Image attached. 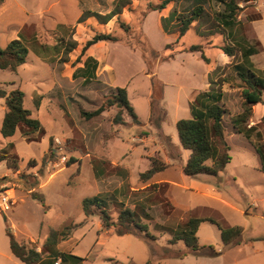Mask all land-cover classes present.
<instances>
[{
  "label": "rangeland",
  "instance_id": "1",
  "mask_svg": "<svg viewBox=\"0 0 264 264\" xmlns=\"http://www.w3.org/2000/svg\"><path fill=\"white\" fill-rule=\"evenodd\" d=\"M8 1L9 6L0 11V47H4L5 39L10 33L7 25L12 21L28 18V22L41 27L40 19L37 20L40 9L50 7L44 25L52 29L59 23H72L80 10L108 14L116 9L117 0ZM122 1L128 2L126 6L119 8L118 17L123 26L117 22V16H113L104 25L97 24L91 17L79 24L75 23L73 28L66 30L61 27L60 34L42 36L37 33L38 36L24 43L28 54L24 69L20 68V81L14 73L0 70V82L16 77L14 87L24 94L23 107L40 124L38 130L31 131V140L26 141L22 137L20 128H16L15 133L7 138L13 146L14 154H17L18 170L12 173L10 182L0 183V190L5 189L3 194L11 202L7 210L0 208V264H23L10 253L5 234L7 229L18 241L39 251L51 229L59 230L70 226L73 229L68 238L59 241L55 249L57 253L80 258L77 264H260V261H251L250 256L255 253L264 256V244L254 241L264 239V173L257 169L260 161L254 148L233 130L231 120L242 111V101L239 93L241 84L232 65L240 61V58L238 53L234 57H228L221 52L220 48L230 44V41L226 38V31L213 20L216 14L223 12V3L227 0H176L159 11L153 10V7L161 0ZM233 1L241 8L237 16L242 24L240 32L246 35L250 45L258 43L256 47L259 52L252 55L251 61L255 68L263 69L264 0ZM196 3H200L203 12L183 36L179 37L177 30H172L164 37L158 33L163 34L160 26L162 17H167L173 11L175 16L187 15ZM21 11L24 12L22 15ZM254 15H259L260 18L246 21ZM94 31L110 32L119 39L120 42L111 43L107 49L115 82L122 83L133 77L128 90L133 107L140 114L145 110L144 78L150 80V103H153L150 120L153 125H159L166 135L176 133L170 107H174L177 101L180 108L178 117L189 118L191 114L186 110V96L193 100L196 93L191 92V89L196 84L202 83V89L206 90L211 86L203 75L205 66L200 60V51H188L191 46H201L204 56L209 59L205 75L209 73L207 76L217 82L224 94L221 101L225 109L222 126L230 161L220 173V178L208 175L200 177L209 180L230 206L223 205L212 196L197 195L178 187L171 189L169 199L178 208V212L184 207L200 205V217L213 219L223 227H241L242 233L237 246L223 245L220 231L210 222H202L197 230V243L200 246L198 251L190 250L181 240L171 243L172 237L159 232L156 226L173 228L176 223L185 220L186 214L176 212L168 218L165 215L167 208L159 204L163 201L160 193H153L145 199L148 193L127 192L122 188L126 182L125 175L114 169L106 177L95 178L102 172L101 170L98 174L97 171L102 167L101 161L106 170L112 168L110 161H122L129 168V163L138 165L139 155L142 158L151 157L158 163L161 159L154 150L159 142L165 148L158 150L174 157L173 166L161 169L165 170L162 174L177 181L176 171L185 164V155H189V152L181 147H173L169 139L158 131L151 135L153 138L150 141L146 140L144 143L142 139L148 134L146 129L134 130L130 129L129 123L112 122L119 110L115 106L97 117L87 119L83 116L82 113L95 110L114 92V88L105 79H101L106 73L101 72L99 77L84 81L78 70L81 67V63H77L80 52L78 43L93 35ZM183 52L188 53V58L196 54V59L200 61L189 59L183 63H168L176 57L180 58L178 55ZM143 63L145 68L141 73ZM88 65L90 70L91 64ZM158 66V73L169 83L166 86L157 77ZM106 67L104 63L102 70ZM215 69V73L210 74ZM39 79L41 81L38 84ZM151 82L155 85L153 91ZM6 87L8 84H0L3 90ZM262 98L264 99V95ZM38 101L42 102L37 111ZM263 113L262 104L253 106L248 124L257 123ZM121 116L123 121L130 119L125 111H122ZM259 127L264 141V124ZM175 142L179 144L177 139ZM44 156L48 160L45 165L42 164ZM92 160H96L98 165H91ZM30 161H34V164H30ZM4 170L5 167L0 166V173ZM31 174L35 175L38 184L28 192L26 189L34 183ZM130 174L133 182L134 171L131 170ZM31 192L41 195L42 200L31 197ZM98 193L111 194L106 209L114 220L118 208L112 203L113 200H119L124 207L131 209L139 200H146L143 204L145 211L147 208L149 220L142 219L138 209L135 213L154 238H145L138 232L117 234L112 227L102 229L96 213L85 215L81 209L84 198ZM155 195L158 196L154 198ZM249 242L253 245H249ZM209 247L217 255H212ZM62 264L71 262L64 261Z\"/></svg>",
  "mask_w": 264,
  "mask_h": 264
},
{
  "label": "trees",
  "instance_id": "2",
  "mask_svg": "<svg viewBox=\"0 0 264 264\" xmlns=\"http://www.w3.org/2000/svg\"><path fill=\"white\" fill-rule=\"evenodd\" d=\"M2 1L3 0H0V3ZM174 1L176 0H161L157 6L153 7V10H162L168 3ZM127 4L128 2L117 0L115 2L116 9L114 8L105 15L85 11L78 18L77 23L79 24L92 17L96 20L97 24L104 25L107 24L113 16H117V22L123 26V23L119 21L118 17L119 8ZM223 5V12L216 14L213 20L219 27L226 31V38H228L230 44L221 47L220 50L228 57H234L238 53L240 58V61L235 62L232 67L241 84L239 93L242 101V111L232 118V127L234 131L248 140L254 148L260 161L259 170L264 173V142L261 140V134L256 130V126H248L249 118L252 115V107L256 104H262L264 106V99L262 98L264 95V69H256L250 60L252 55L259 52V48L256 47L258 43H255L256 45H250L246 35L240 32L242 24L237 20V16L241 8H239L233 0L224 1ZM202 12L203 9L200 3H196L187 15L175 16V11H173L167 17H162L160 19L161 27L166 33L177 30L178 36L181 37L194 21L200 19ZM258 18H260L259 15H254L253 17H248L246 21L251 22ZM170 26H172L171 29ZM118 40L119 39L110 32L94 31L93 35L88 36L82 42L78 43L80 52L78 54L77 63H81V67L78 68V70L81 71V76L84 79L89 77L88 73L90 74V71L91 76L92 69L94 70L96 67V61L90 56L89 48L98 42H118ZM188 51H200L201 60L205 64L209 63V59L204 56L201 46H191ZM27 54L28 50L21 39L11 40L4 47H0V70L16 72L17 69L25 63ZM88 64H91L90 70L88 69ZM215 71L216 69L210 74H214ZM223 81L225 80L223 79ZM151 84L152 88H154V82H151ZM208 84L211 86L208 87L207 90L200 91L191 101V116L189 118L179 119L175 123L178 142L184 150L189 152L187 161L182 168L183 174L188 177L197 175L215 177L224 170L225 166L230 161L222 126L225 109L221 101L224 94L221 88L218 87L217 82H214V80H211L209 77ZM23 98L24 94L19 89L6 92L0 88V99L4 100L5 106L4 116L0 125V134L3 138L11 137L15 133L16 128H20L22 137L28 141L31 140V131L40 128L38 120L32 119L30 117V112L23 107ZM152 105L153 103L151 101L150 108ZM112 106L119 109L112 120L113 123H124L121 116L122 111L126 112L133 123H138L137 116L127 99L126 89L124 87H115L114 92L110 96H107L100 106L91 112H84L82 114L87 119L97 117ZM260 123L264 124V113L260 118ZM7 147L13 149L11 143H8ZM51 152V147H49V153L51 154ZM1 160H5L7 168L13 171L18 169L17 156L15 154L8 156L2 151L0 152V161ZM47 161L46 156H44L42 158V164L45 165ZM207 162H210V164L208 165ZM29 163L34 164V161H30ZM162 168L163 165L154 162L149 170L140 174L139 178L145 180ZM30 177L34 180L33 184L35 186L38 183L37 179L33 176ZM127 186L128 184L125 182L122 188L126 189ZM30 195L36 200H42V196L35 192H31ZM110 195L98 193L96 196L84 198L81 202L83 213L85 215L96 213L100 219L102 229L108 230L112 227L114 233L117 234L138 232L145 238L153 239L154 236L148 232L145 224L141 222L135 213L138 209L141 218L149 220L150 216L144 209L145 204L142 202L137 203L134 205V209H131L124 207L122 202L118 200L114 202L113 200L112 203L116 204L118 208L114 220L106 209V203ZM112 195L116 196L115 194ZM161 205L168 206V203L162 202ZM202 222H210L217 226L220 231V238L223 245L228 247L239 244L240 235L242 233L241 227H223L210 218H189L184 224L178 225L174 229L162 225L156 226V229L159 232L169 234L172 237L170 240L171 243L181 240L190 250L198 251L200 246L197 243L196 232ZM72 229L71 226L59 230L51 229L39 251L34 247H28L24 245L23 242L18 241L8 229L5 234L8 238L10 253L23 264H55L57 259L60 260L57 264H62L64 261L68 262V260H72L73 264H77L81 260L80 258L71 254L57 253L55 249L59 241L68 238ZM209 249L212 255H217L211 247H209ZM179 257L182 258V255H179Z\"/></svg>",
  "mask_w": 264,
  "mask_h": 264
},
{
  "label": "crops",
  "instance_id": "3",
  "mask_svg": "<svg viewBox=\"0 0 264 264\" xmlns=\"http://www.w3.org/2000/svg\"><path fill=\"white\" fill-rule=\"evenodd\" d=\"M57 1V0H56ZM9 6V1L8 0H3L1 3H0V11L1 10H3V9H5L6 7H8ZM49 8L50 7H46V8H43V9H40L39 11H38V14H37V16H38V19L37 20H39L40 19V21H41V27H38V26H35L34 25V22H28V18H23V19H21L20 21L19 20H16V21H12V22H10L8 25H7V27H8V29H9V35L7 36V38L5 39V43H4V46L8 43V42H10L11 40H13V39H21V41L23 42V43H25V42H27V40H29V39H32V38H35L36 37V35L38 36V34L37 33H39L40 35H42V36H49L50 34H60V28L61 27H64V29L66 28V30L69 28V27H71V28H73V26H74V24L75 23H77V21H78V18L82 15V13L83 12H85V11H83V10H80V12H79V14H78V16L75 18V20L72 22V23H68V24H64V23H59V24H56L52 29H50V28H46L45 27V25H44V21H45V16H46V13H48V11H49ZM86 11H88V10H86ZM90 12H92V11H90ZM24 12L23 11H21V15L23 14ZM95 13H98V14H100V15H105V14H102V13H99V12H95ZM150 16H151V14H150ZM50 17V16H49ZM95 22H96V20H94ZM111 21V20H110ZM109 21V22H110ZM39 22V21H38ZM97 23V22H96ZM160 26H161V23H160ZM155 27H156V22H155ZM154 27V29H155V31H157L156 30V28ZM161 29H162V27H161ZM36 30H37V32H36ZM162 31H163V29H162ZM70 32H71V30H70ZM69 32V33H70ZM159 34H161L162 36L163 35H165L166 36V34H169V33H171V32H169V33H166V32H164L163 31V34L162 33H160V32H158ZM164 37V36H163ZM118 42H120V41H118ZM116 44L117 42H98V43H96L95 45H93V46H91L90 48H89V53H90V56L92 57V59H94L95 61H96V67H95V69L92 71V75L90 76V74H91V71H90V74L88 73V75H89V77L87 78V79H93V78H95V76H96V78L97 77H99V75L101 74V72L102 73H106V75H104L103 74V77L104 78H101V79H105L106 81H107V83L109 84V85H111L113 88H115V87H124L125 89H126V94H127V99H128V101H129V103H130V105H131V107L133 108V111H134V113L136 114V116H137V119H138V123L136 124V123H133L132 122V120H131V122H130V119H125L124 120V123H126V124H128L129 123V127H130V129H134V130H138V129H146L147 131H148V134L146 135V137L145 138H143L142 140L144 141V143H145V141L146 140H148V141H150V139L151 138H153V136H151L155 131H158L162 136H164V137H167L168 139H169V142L171 143V145L173 146V147H176L177 149L178 148H180L181 146H180V144H177V142H175L176 141V139H177V135H176V133H175V135H174V133H169L168 135H166V134H164L163 132H162V129H161V127L158 125H153L152 123H151V120H150V116H151V109H150V95H151V93H150V91H149V87H150V80L148 81V79H146V77L145 76H148V75H144V79L146 80V83H145V91H144V101H145V110H144V112H142L141 114L139 113V112H137L136 110H135V108L133 107V104H132V102H131V96H130V92H129V90H128V87H129V85H130V83L132 82V80H133V77H130V78H128V79H126V80H124V81H122V83L121 82H115V76H114V70H113V66H112V64H111V61L109 60V57H108V54H109V52H108V45H110V44ZM122 43V42H121ZM123 44V43H122ZM26 46V45H25ZM127 47V46H126ZM129 49H131L130 47H129ZM95 50H96V52H95ZM132 50H134V49H132ZM180 58H177L176 57V59H174V60H170L168 63H171V62H174V61H181L182 63L183 62H188V60L189 59H194V60H199V59H196V54H194V56H190L189 58H188V53H185V52H183V53H181V54H179L178 55ZM252 57V56H251ZM251 57H250V60H251ZM200 60H201V58H200ZM199 60V61H200ZM108 62H110V64H107ZM201 62L203 63V65L205 66V70H204V72H203V75H204V77L206 78L207 77V81H208V74L207 75H205V72H206V70H207V68H206V64L201 60ZM252 62V61H251ZM104 63H106V65H107V67L105 68V70L103 71L102 70V65L104 64ZM165 63V62H164ZM164 63H162V64H164ZM253 63V62H252ZM24 65V64H23ZM23 65H21L18 69H17V71L16 72H11V73H14L15 74V76H18L19 78H18V80L20 81V78H21V75H20V72H21V69L20 68H22V69H24L23 68ZM145 68V64L143 63V67H142V70H141V73H142V71H143V69ZM160 68V66H158V68H157V77H158V79H160V81H162L164 84H165V86H166V84H169V83H166L165 82V80H163L162 79V77L160 76V74L158 73V69ZM257 69V68H256ZM264 69V68H263ZM263 69H258V70H263ZM205 78H203V80H205ZM9 79V80H8ZM6 78V79H4V80H2L1 82H0V84H8V87H6L5 88V91L6 92H9V91H11L12 89H15L16 87H14L15 86V82H16V77H12V78ZM16 79V80H15ZM87 79H84L83 78V80L85 81V80H87ZM40 79L37 81L38 82V84L40 83ZM120 83V84H119ZM151 87H152V84H151ZM204 90H206V89H202V83L201 84H196V85H194L193 86V88L191 89V92H194L195 91V95H194V97L200 92V91H204ZM152 91H153V88H152ZM133 92H136V91H133ZM191 94V93H190ZM163 98H164V95H163ZM43 100H44V98H43ZM185 100H186V103H187V106H186V110H189L190 111V103H191V101H192V98L189 100V97H188V99H187V96H186V98H185ZM176 101V100H175ZM42 101H38V103H37V111H38V109H39V106H40V103H41ZM170 109L172 110H170L171 112H172V116H173V120H174V126H175V123H176V121L177 120H179L180 119V117H178V110H180V108H178V103H177V101L175 102V106L174 107H170ZM252 109H253V107H252ZM4 112H5V106H4V100L3 99H0V125H1V122H2V119H3V116H4ZM182 112V111H181ZM185 114V113H184ZM263 115V114H262ZM261 115V116H262ZM185 118H188V117H185ZM251 118V117H250ZM249 118V119H250ZM253 125H255L256 126V130L261 134V131H260V125H261V123H260V120L257 122V123H255V124H253ZM248 126H252V125H250V124H248ZM234 130V129H233ZM176 131V130H175ZM236 132V131H235ZM237 133V132H236ZM147 136L149 137V138H147ZM261 140L263 141V139H262V134H261ZM177 141H178V139H177ZM248 141V140H247ZM264 142V141H263ZM8 143H10L9 142V140L7 139V138H3L2 136H1V134H0V152H5L6 153V155H11V154H14V152H13V149L12 148H8L7 147V144ZM179 143V142H178ZM249 143V142H248ZM154 144V143H153ZM152 144V145H153ZM250 144V143H249ZM151 145V146H152ZM251 145V144H250ZM159 148H162V149H164L165 148V146L161 143H156V147H155V149L156 150H154V152H156V153H158L159 154V156H160V159H161V161H159L158 163L159 164H161V165H163V168L162 169H168L169 167H171V166H173V164H174V157L173 156H169L165 151H163V150H158ZM182 148V147H181ZM183 149V148H182ZM184 150V149H183ZM256 153V152H255ZM16 156H17V154H15ZM257 155V154H256ZM141 155H139V162H138V165H133V164H130L129 163V165H131V169L129 168V167H125V163H123L122 161H118V163H116L115 161H110V163H109V165L112 167L110 170H106V169H104V162H102L101 161V164H102V167H101V169H98L97 171H98V174L101 172V170H102V172H101V174L98 176V177H95L96 179H99V178H103V177H106V176H108L112 171H113V169L114 170H116L117 172H120V173H122V174H124L125 175V177L126 178H124L125 180H126V182H127V184H128V186H127V188H126V191L127 192H130V193H139V194H143V193H145V194H147L148 193V195H146L145 196V199L147 198V197H150L151 196V194H153V193H160L161 195H159L160 197H162L163 198V201L162 202H164V203H168V206L166 205H164V207H166L167 208V211H165V215H167L168 216V218H170L171 217V215H173V214H175L176 212L177 213H181V214H186V217L184 218L185 220L184 221H180V222H178V223H176V225H175V227H177L178 225H181V224H184L189 218H203L202 216L200 217V214H198V212L200 211V205L199 206H195V207H193V208H188V207H184L183 209H185V210H183V209H180V211L178 212V208H176L175 207V205H173V204H171L172 202L170 201V199H169V194H170V192H171V189L173 188V187H178V188H180L181 190H185V191H191V192H193V193H195V194H197V195H200V194H202V195H204V196H212V198H215V199H217V200H219L220 202H222V204L223 205H225V206H230V204L227 202V201H224L222 198H221V194H220V192L218 191V190H215V188L214 187H212V183L208 180V181H206V180H203L200 176H205V175H197V176H193V177H188V176H185L184 174H183V172H182V168H183V166L185 165H182L181 167H180V170H178V171H176V175H177V181L175 180V179H171L170 177H166V176H163V172L165 171H161V170H159V171H157V172H155V173H153L149 178H147V179H145V180H141L140 178H139V176H140V174L141 173H143V172H145V171H147V170H149L151 167H152V164L155 162L154 160H152V158L151 157H146V158H142V157H140ZM188 156L189 155H185V160L187 161V158H188ZM257 157H258V155H257ZM258 159H259V157H258ZM100 160H102V159H100ZM186 161H185V163H186ZM98 162H96V160H92L91 161V165L93 164V166H95V165H98L97 164ZM156 163V162H155ZM0 166H2V167H5V169L6 170H4V171H2L1 173H0V183H8V182H10V180H11V178H10V176L12 175V173L13 172H15V171H13V170H11V169H9V168H7V166H6V162H5V160H1L0 161ZM259 168H260V166H258V171H260L259 170ZM130 169V170H129ZM18 170V169H17ZM16 170V171H17ZM131 170H133L134 171V175H135V177H134V181L133 182H131V180H130V176H131V174H130V171ZM261 172V171H260ZM221 173V172H220ZM220 173H218V175L217 176H215V177H217V178H220ZM263 173V172H262ZM159 174H161V176H159ZM31 176H35L34 174L32 175L31 174ZM136 176L138 177V178H136ZM214 177V176H213ZM37 179V178H36ZM138 180H139V182H138ZM38 181V180H37ZM38 184V183H37ZM36 184V185H37ZM45 185V184H44ZM41 186V185H40ZM38 187H39V185H38ZM34 188V185L32 184L28 189H26L28 192H30V190H32ZM152 191V192H151ZM29 195H30V193H29ZM156 196H158V195H155V197L154 198H156ZM119 201V200H118ZM143 201H146V200H139V203L140 202H142L143 203ZM162 202H159V204L161 205V203ZM135 204H137V203H135ZM134 204V205H135ZM169 208V209H168ZM187 208V209H186ZM202 208H208V207H202ZM133 209H134V206H133ZM146 213H148V211H147V208H146V211H145ZM240 212H242L241 211V209H240ZM243 213V212H242ZM262 216H264V214H262ZM200 226V225H199ZM175 227H173V229L175 228ZM199 228V227H198ZM198 230V229H197ZM197 233V232H196ZM254 241H258V242H261V243H263L264 244V239H255ZM249 245H253L252 244V242H249L248 243ZM262 244V245H263ZM233 246H237V245H233ZM232 246V247H233ZM263 248H264V245H263ZM256 254H258V253H255V254H253V255H251L250 257H251V261H253V260H255V261H260V264H262V262H264V256H259V255H256ZM57 260H59V259H57ZM68 261H70L71 262V264H73V261L72 260H68Z\"/></svg>",
  "mask_w": 264,
  "mask_h": 264
},
{
  "label": "built area",
  "instance_id": "4",
  "mask_svg": "<svg viewBox=\"0 0 264 264\" xmlns=\"http://www.w3.org/2000/svg\"><path fill=\"white\" fill-rule=\"evenodd\" d=\"M3 190L5 189L0 190V208L5 211L10 207L11 202L10 199L3 194ZM59 261L60 260H57L55 264L59 263Z\"/></svg>",
  "mask_w": 264,
  "mask_h": 264
}]
</instances>
